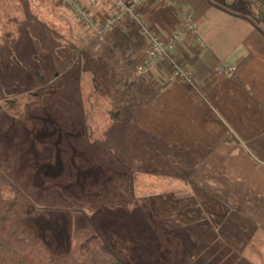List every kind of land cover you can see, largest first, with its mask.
Listing matches in <instances>:
<instances>
[{
  "label": "crops",
  "instance_id": "0c3cea01",
  "mask_svg": "<svg viewBox=\"0 0 264 264\" xmlns=\"http://www.w3.org/2000/svg\"><path fill=\"white\" fill-rule=\"evenodd\" d=\"M79 1L96 21L85 31L99 34L113 0ZM172 2L176 7L143 1L135 15L165 41L180 29V12L192 14L198 30L168 46L167 56L143 76L155 95L135 113L134 130L149 140H122L121 146L131 142L135 163L162 171L153 177L171 191L159 194L175 198L156 207L170 225L189 230L195 248L188 264H264V38L214 7ZM135 22L125 16L102 39L139 38L137 64L148 41ZM171 62L188 80L174 76ZM222 66L236 68V75L219 74Z\"/></svg>",
  "mask_w": 264,
  "mask_h": 264
},
{
  "label": "rangeland",
  "instance_id": "374dc122",
  "mask_svg": "<svg viewBox=\"0 0 264 264\" xmlns=\"http://www.w3.org/2000/svg\"><path fill=\"white\" fill-rule=\"evenodd\" d=\"M23 2H0V12L5 9V15L0 14V83L6 95L0 102V162L14 159V180L34 190V208L23 219L26 234L62 255L73 249L76 232L93 225L126 264H188L195 248L189 230L170 225L153 201L160 192L171 191L162 188L163 179L153 177L162 171H153L149 162L135 163L120 138L109 139L111 88L105 86V68L97 61L90 65L103 88L93 105L84 102L85 122L78 119L74 102H67L69 111L62 109V80L55 83L48 75L47 82L44 72L33 76L36 66L51 61V47L65 48L60 36L66 37L68 27L75 32L86 27L59 0H29L35 19ZM40 75L44 85L26 91L32 85L27 80L41 81ZM83 80L87 96L90 82L88 77ZM123 82L116 76L117 84ZM119 103L116 112L122 111ZM66 122L72 123L67 130L62 125ZM128 149L133 150L131 142ZM36 208L44 210L36 214Z\"/></svg>",
  "mask_w": 264,
  "mask_h": 264
},
{
  "label": "trees",
  "instance_id": "16d2710c",
  "mask_svg": "<svg viewBox=\"0 0 264 264\" xmlns=\"http://www.w3.org/2000/svg\"><path fill=\"white\" fill-rule=\"evenodd\" d=\"M1 1L10 6L16 2L20 3L21 0ZM28 1L24 0L23 3L26 6L28 15L33 17L29 10ZM110 1L105 0L104 3L108 4ZM171 1L175 2L176 0ZM186 1L190 5L202 3L240 18L264 38V0ZM4 10L3 8L0 14L5 15L3 13ZM4 19L2 17V20ZM135 24L141 30L140 32L144 34L142 27L137 22ZM46 26V24L44 26L42 24V27L46 28ZM70 30L68 27L66 37L63 34V36H60L65 43V48L59 50L55 46L51 47L49 49V54L52 57L51 61L46 66H36L33 76L36 73L42 74L44 72L47 82L48 75L53 78L52 81L55 83L62 80L63 86H61L60 94L58 95L60 98L57 96L58 99L63 98L62 109L69 111L68 107H65L67 102H74L80 111L78 119L81 122H85L87 114L83 108L84 102L90 103V106L93 105L92 102L96 101L98 95H101L100 90L103 88L101 86L102 83L97 82V71L90 66L94 61H97L98 64L105 68L104 72L108 75L107 85H104L111 88L108 91V113L111 119L110 128L107 130V134L111 136L109 139L118 140L120 138L121 141L126 139L130 141L136 138L139 142L149 140L147 135L141 133L136 135L137 130H134L135 113L155 95V90L143 78L144 75L135 72V56L141 49L139 38H134L132 35H122L113 42L107 43L103 41L96 31L75 32L76 30ZM51 32L54 35L56 34L54 31ZM144 36L146 35L144 34ZM51 39L55 40L53 37ZM53 41L51 44H54ZM43 57L46 58V54ZM116 76L120 77V81H124V84H117ZM39 77L42 80L38 82L36 79L35 81L27 80L29 85H32L26 91H31L44 85L46 81L41 75ZM84 77H88L90 82L91 92L87 96L84 95L85 89L87 90L83 84ZM116 96L121 100L120 103ZM5 98L6 95L0 83V102L6 100ZM115 98L116 100H114ZM118 103L121 107L123 106L120 112L114 111L118 107ZM117 114L118 116H116ZM70 124L66 122L62 125L68 126L66 127L67 130L71 127ZM123 151L134 157L133 150H129L128 146H125ZM115 158L117 159L116 156ZM116 162L122 165V162L118 159ZM13 167L14 159L0 162V264H126L112 250L105 235L93 225L76 232L73 236L75 241L73 249L69 253L62 255L53 254L37 236L27 235L23 226V219L34 208V190L24 188L14 180L12 176ZM182 196L184 195H179L178 197ZM156 197L159 200L156 198L153 201L164 202L175 198L171 194H159ZM43 210L36 208L35 213L38 214Z\"/></svg>",
  "mask_w": 264,
  "mask_h": 264
},
{
  "label": "built area",
  "instance_id": "2783aa9c",
  "mask_svg": "<svg viewBox=\"0 0 264 264\" xmlns=\"http://www.w3.org/2000/svg\"><path fill=\"white\" fill-rule=\"evenodd\" d=\"M60 3L68 8L73 13L75 18L80 22L83 27H88L96 23L92 15H90L87 8L79 0H59ZM103 0H89L90 5H96ZM143 1L149 0H113L112 15L101 23L99 35L103 38L106 36L108 30L115 24L121 22L125 16H130L132 21H136L143 29L144 34L149 40L148 46L142 58L135 66L137 74L146 75L155 70L158 64L167 56L168 46L176 47L182 43L190 33L198 30V24L190 13L180 12L179 19L181 23L180 29L174 33L169 40L165 41L160 35L151 32L145 24L141 23L135 15L137 5ZM163 5H170L176 7L171 0H157ZM172 63L173 74L176 78L188 80L180 68ZM218 73L224 76H234L237 73L236 68L222 66L218 69Z\"/></svg>",
  "mask_w": 264,
  "mask_h": 264
}]
</instances>
